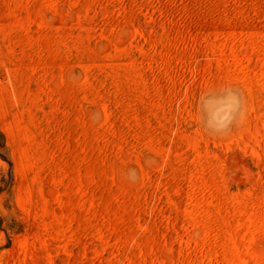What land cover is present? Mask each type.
<instances>
[{
    "label": "rangeland",
    "instance_id": "374dc122",
    "mask_svg": "<svg viewBox=\"0 0 264 264\" xmlns=\"http://www.w3.org/2000/svg\"><path fill=\"white\" fill-rule=\"evenodd\" d=\"M0 264H264V0H0Z\"/></svg>",
    "mask_w": 264,
    "mask_h": 264
},
{
    "label": "clouds",
    "instance_id": "9594fccd",
    "mask_svg": "<svg viewBox=\"0 0 264 264\" xmlns=\"http://www.w3.org/2000/svg\"><path fill=\"white\" fill-rule=\"evenodd\" d=\"M236 106H237V109L240 111V116L242 117L243 116V110H242V107H241V101L239 100V98L236 99ZM231 121L229 120L223 127H219L217 129H215L216 131L218 132H226L227 131V126H228V123H230ZM126 176L131 179V180H134L136 178V172L134 169H129L126 173Z\"/></svg>",
    "mask_w": 264,
    "mask_h": 264
}]
</instances>
